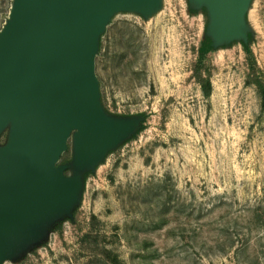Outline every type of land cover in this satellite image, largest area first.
<instances>
[{"label":"rangeland","instance_id":"1","mask_svg":"<svg viewBox=\"0 0 264 264\" xmlns=\"http://www.w3.org/2000/svg\"><path fill=\"white\" fill-rule=\"evenodd\" d=\"M13 2L0 0V31ZM220 23L217 0L111 10L94 99L121 132L86 160L72 132L58 165L73 194L17 227L0 264H264V114L250 67L264 80V0L241 1L236 30ZM205 38L208 99L193 77ZM14 126L0 114V148Z\"/></svg>","mask_w":264,"mask_h":264},{"label":"water","instance_id":"2","mask_svg":"<svg viewBox=\"0 0 264 264\" xmlns=\"http://www.w3.org/2000/svg\"><path fill=\"white\" fill-rule=\"evenodd\" d=\"M153 0H14L0 31V114L18 135L0 148V262L18 228L34 227L56 200L74 192L58 165L67 142L84 160L112 144L121 129L96 106V39L111 10ZM242 0H217L220 33Z\"/></svg>","mask_w":264,"mask_h":264},{"label":"trees","instance_id":"3","mask_svg":"<svg viewBox=\"0 0 264 264\" xmlns=\"http://www.w3.org/2000/svg\"><path fill=\"white\" fill-rule=\"evenodd\" d=\"M211 43L208 38L203 39L198 52H197V59L195 66L193 68V77L195 78L196 82L198 83L200 87L201 94L204 98L208 99L210 98L212 94V83L209 76V70L206 67V57L208 53L211 51ZM246 54L250 56V50L246 47L245 48ZM251 59V57H249ZM251 69H252V76L254 79L251 81V83L256 88V93L259 97L260 101V108L261 112L264 114V80L261 79V75H259L256 71L255 73V65L254 62L251 60ZM207 73V76H205V73Z\"/></svg>","mask_w":264,"mask_h":264}]
</instances>
